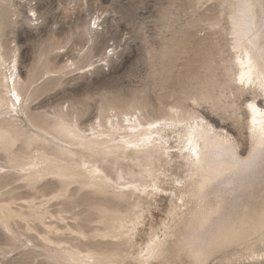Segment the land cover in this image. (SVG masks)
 I'll return each mask as SVG.
<instances>
[{
    "label": "rangeland",
    "instance_id": "rangeland-1",
    "mask_svg": "<svg viewBox=\"0 0 264 264\" xmlns=\"http://www.w3.org/2000/svg\"><path fill=\"white\" fill-rule=\"evenodd\" d=\"M232 10L233 0H0V264L189 263L177 247L188 121L203 116L247 153L245 101L261 102L234 83ZM117 121L151 134L95 149L90 128ZM245 249L208 264H264Z\"/></svg>",
    "mask_w": 264,
    "mask_h": 264
},
{
    "label": "bare ground",
    "instance_id": "bare-ground-1",
    "mask_svg": "<svg viewBox=\"0 0 264 264\" xmlns=\"http://www.w3.org/2000/svg\"><path fill=\"white\" fill-rule=\"evenodd\" d=\"M246 4L251 7H245ZM98 21L99 19L96 20L95 28L99 25ZM230 27L235 66L234 83L256 89L255 92L260 93L261 102H257L253 97L245 101L246 134L250 145L247 153L242 151L238 141L228 131L224 134L218 132L203 116H194L195 118L188 121L183 144L186 155L183 165L186 173L184 178L182 177L183 184L179 187L185 186L190 194L187 199L180 198V207H183L182 211L186 214H183V229L177 247L190 264H208L212 256L233 245H244L249 250L250 257L264 256V159L256 149L261 117L257 116L256 131L253 132V113L248 108V104L254 103L264 111V0H233ZM13 62L14 64L9 66V76L5 75L6 84H3L8 94L11 92L9 83L12 81L14 85L19 78L17 58ZM242 72H250V78L246 76L243 82L240 79ZM15 95H20L17 90ZM22 102L20 106L23 105ZM12 103L14 104L13 100ZM136 119L139 124L142 123L138 117ZM125 120L128 121V118ZM153 124L148 123L149 130L153 129ZM65 125L68 131L80 134L81 129L73 126L66 118ZM121 125L117 121V126L111 123L110 129L104 130V126L98 124L101 129L98 133L96 129L89 127L91 132L84 135L91 137L89 142L95 149H104L117 138L124 142L129 136L145 139L151 134L150 131H139L135 123H128L125 127ZM125 129L130 130V133ZM106 131L109 132V138H106ZM192 149L196 150L199 161L193 155ZM254 149L255 155L250 159ZM99 168H96L95 173ZM152 178L155 181L156 178ZM121 179L118 177L113 182L119 191L124 190ZM189 202L193 205L188 207Z\"/></svg>",
    "mask_w": 264,
    "mask_h": 264
},
{
    "label": "snow or ice",
    "instance_id": "snow-or-ice-1",
    "mask_svg": "<svg viewBox=\"0 0 264 264\" xmlns=\"http://www.w3.org/2000/svg\"><path fill=\"white\" fill-rule=\"evenodd\" d=\"M245 7L250 8L251 5H250V4H246ZM92 23H93V27H95V23H96V22L93 21ZM241 63H242V66H243V62H241ZM250 63H251V61L249 60V64H250ZM246 76L250 78V72L247 73V74H245V73H243V72L241 73V77H240L241 82L244 81V79L246 78ZM13 95H15V93H13ZM248 108H249V109L251 110V112L253 113L252 121H251V123H252V125H253V132L256 131V129H255V125L258 123V121H257V116L261 117V119H260V121H259V123H260V125H261V127H260V129H259V142H258V144L256 145V149H258L261 158L264 159V111H261V110H260V109H259L254 103H250V104H248ZM189 143H191V141H189ZM255 151H256V150L254 149L253 153L250 154V159L252 158V156L255 155ZM192 153H193L194 156H196L197 161H199V156L197 155L195 149H192ZM202 190H203V188H202Z\"/></svg>",
    "mask_w": 264,
    "mask_h": 264
}]
</instances>
